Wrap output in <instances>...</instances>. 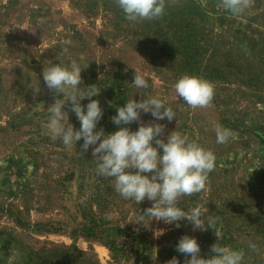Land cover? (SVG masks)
<instances>
[{
  "label": "rangeland",
  "instance_id": "374dc122",
  "mask_svg": "<svg viewBox=\"0 0 264 264\" xmlns=\"http://www.w3.org/2000/svg\"><path fill=\"white\" fill-rule=\"evenodd\" d=\"M219 3L178 0L161 19L133 23L114 0H0V264H166L173 257L183 264L181 236L195 237L203 258L217 242L213 229L193 231L187 221L134 223L153 202L125 200L111 178L98 177L92 146L79 153L83 139L71 148L53 139L47 108L54 97L43 68L73 60L88 65L79 86L100 90L92 97L103 109L97 130L117 131L111 117L127 100L156 96L176 117L141 113L144 123L165 125L162 138L176 130L214 152L206 191L182 197L179 207L200 205L219 217L221 243L244 250L243 264H264V0L240 16ZM134 69L147 89L132 84ZM184 74L215 85L212 106L192 109L177 97L172 86ZM69 122L80 128L72 112ZM216 123L233 131L225 144L216 142Z\"/></svg>",
  "mask_w": 264,
  "mask_h": 264
},
{
  "label": "clouds",
  "instance_id": "9594fccd",
  "mask_svg": "<svg viewBox=\"0 0 264 264\" xmlns=\"http://www.w3.org/2000/svg\"><path fill=\"white\" fill-rule=\"evenodd\" d=\"M177 2L114 0L125 19L133 23L161 19L166 8ZM253 4L254 0H220L218 7L233 16H240ZM87 66L81 67L73 60L68 65L50 62L43 68V81L54 97V102L47 108L48 128L53 139L59 138L67 148L83 139L79 153L83 155L92 146L98 177L111 178L114 191L125 200H134L137 204L145 199L153 202L136 216L134 223L148 228L150 222L156 220L179 228L180 221H187L193 231L213 229L218 239L211 245L212 254L208 258L201 257L200 245L195 237L183 235L179 238L176 251L184 255L183 264H243L244 250H234L221 243L222 238L215 230L219 217L205 215L200 205L187 210L179 207L182 197L206 191L209 174L216 166L214 152L176 130L169 133L166 139L162 138L165 125L152 121L144 123L141 113H150L154 121L166 118L171 122L176 117L173 109L156 96L142 97L139 101L133 98L127 100L111 117L112 123L119 129L110 134H105L102 128L97 130L103 109L99 101L92 97L97 96L100 90L97 91L94 85L79 86L82 84L81 72ZM132 84L136 88L149 87L146 76L136 69ZM172 87L177 97L192 109L212 106L215 85L205 78L184 74ZM61 94L62 99L58 98ZM85 99L89 102L82 105L81 101ZM66 106L68 110H65ZM69 112L74 113L80 122L78 130L69 122ZM134 122L139 124L138 130L126 127ZM213 130L218 144H225L233 138V131L219 123L213 125ZM85 202L86 197L81 198L80 203ZM105 218L110 220L112 216L106 214ZM248 247L253 252H259L254 243L249 242ZM166 264L180 262L173 257Z\"/></svg>",
  "mask_w": 264,
  "mask_h": 264
}]
</instances>
